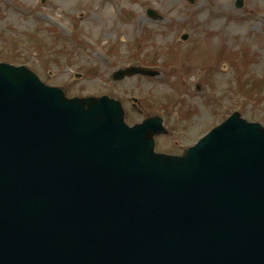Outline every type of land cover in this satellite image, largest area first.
Wrapping results in <instances>:
<instances>
[{"label":"water","instance_id":"water-1","mask_svg":"<svg viewBox=\"0 0 264 264\" xmlns=\"http://www.w3.org/2000/svg\"><path fill=\"white\" fill-rule=\"evenodd\" d=\"M7 73L36 88L32 104L48 97L66 109L91 112L41 88L22 71ZM4 75L0 69V79ZM0 104L6 107L0 114L11 116L9 124L0 123L1 150L59 155L55 173L45 161L27 166L38 179L28 207L3 183L5 177L15 183L16 176L0 173V194L10 198L0 203V264H264V129L259 125L235 114L182 158L155 156L143 169L145 183L155 189L141 195V203L132 196L84 191L99 174L100 157L113 151L96 142L102 128L82 132L71 121L41 127L45 119L37 125L16 116L25 117L12 112L5 99ZM114 122L123 134L126 129ZM71 124L74 133L68 137ZM65 165L74 169L77 182L64 176ZM104 173L111 181L112 171Z\"/></svg>","mask_w":264,"mask_h":264},{"label":"rangeland","instance_id":"rangeland-1","mask_svg":"<svg viewBox=\"0 0 264 264\" xmlns=\"http://www.w3.org/2000/svg\"><path fill=\"white\" fill-rule=\"evenodd\" d=\"M41 1L0 2V59L20 55L22 63L16 65L25 63L68 97L98 96L110 90L136 93L137 84L148 94L167 96L168 125L187 127L179 136L170 134L163 140L161 150L192 144L233 111L264 126V0H243L241 9L235 8L236 0ZM91 9L97 14H89ZM147 9L155 10L157 19H150ZM31 34H36L33 45L50 49L49 55L59 59L46 67L37 63L42 57L33 45L30 50L19 46ZM183 34L188 35L185 42L180 40ZM105 49L114 51L112 68L104 66L109 54ZM10 59L2 61L14 65ZM133 62L155 65L159 78L111 83L115 66ZM183 107L192 114L182 112Z\"/></svg>","mask_w":264,"mask_h":264}]
</instances>
